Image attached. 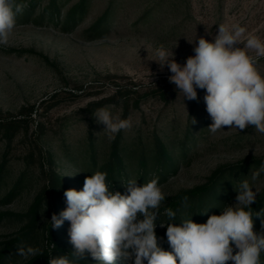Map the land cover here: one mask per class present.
Segmentation results:
<instances>
[{
    "label": "rangeland",
    "instance_id": "rangeland-1",
    "mask_svg": "<svg viewBox=\"0 0 264 264\" xmlns=\"http://www.w3.org/2000/svg\"><path fill=\"white\" fill-rule=\"evenodd\" d=\"M80 1L59 0L54 18L48 10L51 0H20L23 13L17 16L8 45H0L2 264L72 259L67 221L59 228L48 222L53 213L59 217L65 210L63 196L53 193L50 179L57 178L58 192L82 190L86 176L105 173L108 163L116 161L115 143L122 165L127 166L112 187L121 194H127L125 184L135 179L142 152L151 154L156 138L174 155L171 166L156 171L149 162L144 167V183L158 178L166 194L156 234L166 229L159 223L169 222L166 208L186 216L198 192L225 176L230 193L219 207L213 205L204 223L210 215H219L224 205L236 203L235 187L245 179L252 183L251 172L264 163V134L254 126L211 134L205 91L198 89L195 101L183 98L169 83L167 66L161 72L152 61L163 45L173 49L183 65L194 55L195 45L188 41L201 36L211 41L221 23H239L264 40V0H89L74 26H65L63 21ZM31 2L33 11L25 16ZM103 15L107 16L102 30L95 31ZM257 69L264 75V58ZM151 72L156 75L151 77ZM102 107L121 119L130 118L133 126L109 139L105 126L92 115ZM92 150L94 162L89 161ZM241 167H246L243 175ZM254 187L260 189L257 202L264 194V174ZM261 227L254 225L253 230L260 232ZM157 237L160 243L161 236ZM21 244L40 248V254L28 259L14 255ZM84 260L99 264L90 254ZM260 260L264 264V253Z\"/></svg>",
    "mask_w": 264,
    "mask_h": 264
},
{
    "label": "clouds",
    "instance_id": "clouds-1",
    "mask_svg": "<svg viewBox=\"0 0 264 264\" xmlns=\"http://www.w3.org/2000/svg\"><path fill=\"white\" fill-rule=\"evenodd\" d=\"M24 8L19 0H0V45H8L17 16ZM188 42L195 45L194 55L187 57L183 65L176 61L173 49L163 45L155 50L156 59L152 61L161 72L167 66L171 73L168 81L183 98L195 101L197 90L205 91L206 111L213 121L208 131L216 134L225 128L243 131L254 126L256 132L264 134V75L257 69L260 58H264V40L248 33L239 23H221L211 41L201 36L198 41ZM154 75L151 72V77ZM92 115L96 123L105 126L109 139L133 126L130 118L114 116L107 107L96 109ZM196 123L191 118V124ZM262 174L264 163L251 172L252 183L245 179L235 187L236 203L224 205L219 215H210L205 223L189 218L177 226L172 223L176 212L166 208L164 214L169 222L159 226L166 227L172 249L167 251L155 231L166 198L159 179L153 178L142 186L136 179H129L125 184L127 194H121L111 190L107 173L97 171L85 177L82 190L64 192L67 207L59 217L53 213L48 221L51 228L70 222L68 235L73 246L71 260L68 256L50 257L48 264H78L86 254L99 264H115L117 260L121 264H261L264 221L260 232L253 230L251 205L260 193L254 184ZM187 201L188 197H183L185 204ZM40 251L21 244L14 255L28 259Z\"/></svg>",
    "mask_w": 264,
    "mask_h": 264
},
{
    "label": "trees",
    "instance_id": "trees-1",
    "mask_svg": "<svg viewBox=\"0 0 264 264\" xmlns=\"http://www.w3.org/2000/svg\"><path fill=\"white\" fill-rule=\"evenodd\" d=\"M20 2V0H19ZM58 2L59 0H51L50 7L48 8L49 13L52 15V17L56 18L58 17L56 14V11H58ZM89 0H81L79 4L74 6L66 16L65 20L63 21L65 26H74L75 22L78 21L80 17L84 15V12L86 11L87 4ZM33 2L29 3V8H26L24 15L28 16L31 15L33 11ZM107 15H103L101 19L94 25V30L95 31H101L103 27V23L105 21ZM115 148H114V155L113 157L116 159V161H111L108 163L106 172L107 173V183L109 184V187L112 190V187L114 186V183L117 182L118 178L117 176H123L124 175V170L127 168V166L122 165L123 158H120L118 155L117 150L119 149L118 143H115ZM91 159L89 161H95V154L94 150L91 152ZM174 155H170L169 149L165 146V144L159 139L156 138V147H154V150L151 154H146L144 151L142 152V155L140 156V167H143V170L140 172V167L138 170H136L137 176L135 179L137 180V185L142 186L144 181L146 180V167L149 162L152 163L153 166H155L156 171L160 169V167H165L166 166H171L174 163ZM151 160V161H150ZM116 166V167H115ZM246 167H241V175L245 172ZM117 171V172H116ZM239 171V172H240ZM90 173V171H87ZM102 172V170H101ZM117 174V175H116ZM120 178V177H119ZM225 178V176H224ZM223 178H215L213 182L209 185L206 190H203L201 193L198 192L197 196V202L194 207H192L193 210H191L186 216H181L180 212H176V220L173 221L172 223L176 224L177 226L180 225L181 221L184 219H189L191 218L194 222L196 223H204L206 220V217L209 215V212L212 211V208L214 207L213 205L219 207L223 203L225 195L229 194V190H227V183L224 181L225 179ZM227 178V177H226ZM51 186H53L54 191L53 193H57L60 196L62 195V201L61 204L64 206V208L67 207L66 205V199L64 197V192L68 189H63L62 191L58 192V180L55 176H53L51 179ZM225 183V184H224ZM231 182L229 183L230 186ZM239 184L237 185L238 188ZM113 191V190H112ZM207 210L206 213L204 211ZM252 212H253V225L260 226L262 225V221H264V194L262 197L254 204L252 207ZM59 213V212H58ZM204 213V214H203ZM256 213H260L259 216H256ZM59 215V214H58ZM67 225L70 227V222L67 221ZM55 233V232H54ZM158 236H161V246L164 248V250L170 251L171 247L167 241L166 237V229L159 231ZM6 251V250H5ZM8 251V250H7ZM6 251V253H7ZM4 253V252H3ZM5 253V254H6ZM2 264V263H0ZM78 264H91L90 262L86 260L79 261Z\"/></svg>",
    "mask_w": 264,
    "mask_h": 264
}]
</instances>
